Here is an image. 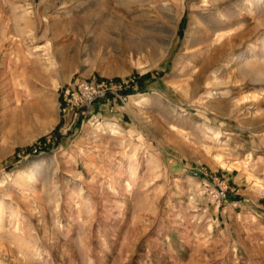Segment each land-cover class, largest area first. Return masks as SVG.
I'll list each match as a JSON object with an SVG mask.
<instances>
[{"label":"rangeland","instance_id":"rangeland-1","mask_svg":"<svg viewBox=\"0 0 264 264\" xmlns=\"http://www.w3.org/2000/svg\"><path fill=\"white\" fill-rule=\"evenodd\" d=\"M0 264H264V0H0Z\"/></svg>","mask_w":264,"mask_h":264},{"label":"built area","instance_id":"built-area-1","mask_svg":"<svg viewBox=\"0 0 264 264\" xmlns=\"http://www.w3.org/2000/svg\"><path fill=\"white\" fill-rule=\"evenodd\" d=\"M79 83V89L82 91V96L80 99L88 104L92 103L99 97H102L106 94L109 89L108 86H96L95 81L93 82H85L81 80Z\"/></svg>","mask_w":264,"mask_h":264},{"label":"crops","instance_id":"crops-1","mask_svg":"<svg viewBox=\"0 0 264 264\" xmlns=\"http://www.w3.org/2000/svg\"><path fill=\"white\" fill-rule=\"evenodd\" d=\"M101 101H103V100H101ZM100 103L103 104V103L100 102V100H99L98 102H95V103H94V106H97V105H98V107H100Z\"/></svg>","mask_w":264,"mask_h":264}]
</instances>
